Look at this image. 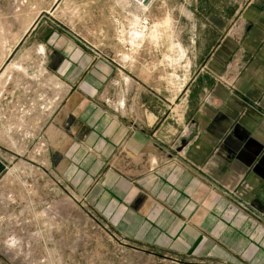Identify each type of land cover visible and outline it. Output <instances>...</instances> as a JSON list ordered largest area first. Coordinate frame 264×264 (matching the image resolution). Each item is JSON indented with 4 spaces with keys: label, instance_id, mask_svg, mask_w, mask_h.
Wrapping results in <instances>:
<instances>
[{
    "label": "rangeland",
    "instance_id": "rangeland-1",
    "mask_svg": "<svg viewBox=\"0 0 264 264\" xmlns=\"http://www.w3.org/2000/svg\"><path fill=\"white\" fill-rule=\"evenodd\" d=\"M10 1V6H5L9 16L25 21L30 11L28 16H35L36 26L20 37L5 59V64L12 60L21 46L33 47L26 50L30 71L26 75L12 71L13 82L5 90L14 97L7 108L24 112L33 107L20 113V118H6V132L0 133L4 146L0 148L4 159L0 174V264H264V253L259 254L262 250H255L256 254L233 251L212 240L208 232L190 246H174L169 238L162 239L164 236L149 238L151 230L145 229L147 223L138 217L146 198L139 183L131 177L125 179L137 190L132 200L135 204L127 203L128 191H123L121 198H110L96 195L93 188L106 168L124 171L134 166L129 157L119 147L108 165L93 170L92 157L98 153L80 144L84 134L72 132L74 114L60 117L59 100L55 102L61 94L55 87L56 77L68 79L70 89L87 77L98 61L112 69L113 65L118 67L122 76H126V69H142L154 90L165 97L175 87L176 75L182 78L191 62L194 66L189 80L179 83L171 107L179 104L188 83L205 67L213 73L214 83L211 90L204 91L205 101L210 102L216 87L223 86L242 101L239 116L249 118L252 109L256 117H263L264 68L255 76L256 88L262 91L246 94L236 82L255 63L264 66V0ZM37 44L43 45L44 54H35ZM60 45L67 47L66 56L59 52ZM64 60H68L66 72L61 71ZM38 65L42 74L37 72ZM114 72L105 81L109 95L118 87ZM105 101L109 104L114 100L108 97ZM50 102L57 132L45 126L44 107ZM17 124L18 129H8ZM75 144L82 147L73 150ZM185 146L181 129L167 147L159 149L163 162L178 165ZM78 151L82 154L72 157ZM211 184L219 187L215 181ZM222 192L234 197L235 203H230L237 210L247 207L253 214L247 212L246 219L264 230V207L253 209L232 189ZM110 199L116 203L109 206ZM130 210L132 216L127 214ZM244 214L237 217L244 218Z\"/></svg>",
    "mask_w": 264,
    "mask_h": 264
},
{
    "label": "crops",
    "instance_id": "crops-1",
    "mask_svg": "<svg viewBox=\"0 0 264 264\" xmlns=\"http://www.w3.org/2000/svg\"><path fill=\"white\" fill-rule=\"evenodd\" d=\"M10 4V0H0V133L6 132V118H20V113L24 114L33 107L24 112L15 107L7 108L14 97L5 90L13 82L12 71L18 70L24 75L30 71L26 50L33 47L21 46L12 55V60L5 64V59L20 37L36 26L35 16H28L30 11L26 12L25 21L9 16L5 6ZM37 45L35 54H44L43 45ZM59 49L62 56L68 54L67 47L60 45ZM67 63L68 60L61 62L62 72H66ZM192 65L189 62L185 67L182 78L180 74L176 75L172 82L175 87L166 97L154 90L139 68L135 70L137 74L131 71L133 67L131 72L126 69V76H122L118 67L113 65L112 69L98 61L91 73L70 89L68 79L56 77L55 87L60 88L61 93L55 100H59V105L56 104L61 112L59 116L74 114L76 119L72 132L83 133L80 144L98 153L92 157L93 170L103 164L108 165L115 150L122 147L134 166L124 171L106 168L93 187L94 192L121 198L123 191H128L125 198L131 204L137 190L127 183V177L139 183L146 192L143 193L146 198L139 210L142 216L138 217L147 223L144 228L151 230L149 238L164 236L162 239L169 238L174 246H190L198 236L203 238L208 232L212 240L229 246L230 250H247L253 254L257 253L255 250H262L259 254L264 253V230H259L246 219L248 213H253L239 205L244 211L237 210L230 203L234 202V197L222 192L223 189H232L237 198L245 199L253 209L264 207V153H261L264 116L256 117L252 109L249 112L253 116L249 118L253 123L248 117L239 116L242 101L229 95L223 86L216 87L215 96L210 95V102L205 101L204 91L211 90L214 85L213 73L205 67H201L193 81L188 83L179 104L171 107L170 101L177 99L179 83L188 82ZM262 66V63H255L253 69L237 80L236 86L240 91L256 94L261 90L256 88L255 76L264 68ZM37 67V72L42 74L41 66ZM113 71L118 76V87L109 95L105 81ZM90 97H93L92 103ZM108 97L114 101L107 104L105 98ZM53 102L44 107L45 126L49 125L47 129L53 127L57 132L60 130L52 119ZM261 102L264 110V98ZM7 112L11 114L7 116ZM49 119H52L50 124ZM19 125H9L8 129H18ZM181 129L186 142L180 152L183 162L177 160L180 162L178 165L169 166V161L163 162L159 149L167 147ZM75 147L82 146L75 144L72 149ZM0 148L4 149V146L0 144ZM80 154L78 151L72 157L77 158ZM3 160L0 155V174ZM71 161L75 162L72 158ZM212 181L219 187H213ZM115 203L116 200H109V206ZM240 213L241 216L245 213L244 218L237 217ZM127 214L132 216L134 213L130 210Z\"/></svg>",
    "mask_w": 264,
    "mask_h": 264
},
{
    "label": "water",
    "instance_id": "water-1",
    "mask_svg": "<svg viewBox=\"0 0 264 264\" xmlns=\"http://www.w3.org/2000/svg\"><path fill=\"white\" fill-rule=\"evenodd\" d=\"M143 1V3H147L148 2V0H142Z\"/></svg>",
    "mask_w": 264,
    "mask_h": 264
}]
</instances>
